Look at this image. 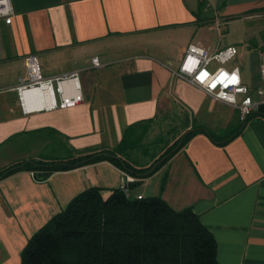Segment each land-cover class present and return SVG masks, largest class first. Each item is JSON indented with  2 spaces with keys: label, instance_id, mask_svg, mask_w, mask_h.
<instances>
[{
  "label": "crops",
  "instance_id": "1",
  "mask_svg": "<svg viewBox=\"0 0 264 264\" xmlns=\"http://www.w3.org/2000/svg\"><path fill=\"white\" fill-rule=\"evenodd\" d=\"M205 1L202 17L209 20L201 25L200 0H10V24L0 19V168L58 151L66 156L114 148L129 126L150 120L151 127L159 118H183L185 131L216 134L238 123L237 110L176 72L189 44L219 49L197 32L213 29L214 22L218 28L242 18L264 19H247L264 14V0ZM165 40L186 46L178 64L167 55ZM29 55L37 57L44 78L77 73L83 101L41 110L32 92L23 111L16 87L27 77ZM69 64L74 68L64 69ZM125 178L131 180L99 162L54 173L44 182L30 172L0 181V264H21L27 240L76 195L98 187L107 197ZM133 190L135 197L160 195L175 210L191 208L216 240L218 264H264V118L251 119L226 146L196 135Z\"/></svg>",
  "mask_w": 264,
  "mask_h": 264
},
{
  "label": "trees",
  "instance_id": "2",
  "mask_svg": "<svg viewBox=\"0 0 264 264\" xmlns=\"http://www.w3.org/2000/svg\"><path fill=\"white\" fill-rule=\"evenodd\" d=\"M206 7L205 0L198 2L196 19L201 25L209 20L202 17ZM255 117L264 115H253L219 134L188 129L163 152L152 155L148 164L139 163L134 153L144 151L150 120L125 129L114 148L32 158L0 168V181L30 172L36 182H44L54 173L108 162L132 179L107 197L98 187L76 195L27 240L21 264H218L216 240L191 208L175 210L160 195L132 198L127 190L166 166L196 135L206 134L218 146H226Z\"/></svg>",
  "mask_w": 264,
  "mask_h": 264
},
{
  "label": "built area",
  "instance_id": "3",
  "mask_svg": "<svg viewBox=\"0 0 264 264\" xmlns=\"http://www.w3.org/2000/svg\"><path fill=\"white\" fill-rule=\"evenodd\" d=\"M12 16L10 0H0V19L5 24H10ZM263 17L264 14H258L248 16L247 19ZM237 56L238 49L235 46L210 52L196 44H189L176 75L214 100L234 108L239 112L241 121H246L253 115H264V87L258 91L257 97H254L242 79L240 68L227 67ZM260 62V72L264 80V46L260 53ZM24 63L27 77L25 80H19L16 87L23 111H27V94L31 92H34L31 93L34 96L32 102L43 104L41 110L71 107L83 101L77 73L44 78L36 56L25 57ZM92 65L99 66L97 58L92 59ZM65 82L72 83L70 91L64 88ZM131 181L132 179L129 182Z\"/></svg>",
  "mask_w": 264,
  "mask_h": 264
},
{
  "label": "rangeland",
  "instance_id": "4",
  "mask_svg": "<svg viewBox=\"0 0 264 264\" xmlns=\"http://www.w3.org/2000/svg\"><path fill=\"white\" fill-rule=\"evenodd\" d=\"M211 26L214 28L211 30L204 28L200 32H197L196 36L207 39L213 46L218 47L219 50H224L229 46L237 47L239 55L232 63L241 68L252 94L254 97H257V87H264V80L260 72V53L263 51L261 44L264 43V19L248 21L242 18L230 21L227 24L220 23L218 28H216V22ZM163 45L170 59L178 64L183 55V50L186 47L183 41L181 40L179 42L178 40V42L176 41L170 45L165 40ZM64 67L66 70L74 68L72 64L65 65ZM75 67L82 66L78 65ZM41 72L44 75L43 69ZM183 121V118L176 121L159 118L153 126L149 127L146 137L143 140L144 151H141V149L135 151V159L140 163V161L149 160L152 155H158L160 152H163L178 136H181L185 132L181 127ZM142 130V128L138 129L139 132ZM46 151V148H44L41 153H45ZM50 155L52 157H63L64 153L58 151ZM137 192V190L129 189L127 195L133 198Z\"/></svg>",
  "mask_w": 264,
  "mask_h": 264
},
{
  "label": "bare ground",
  "instance_id": "5",
  "mask_svg": "<svg viewBox=\"0 0 264 264\" xmlns=\"http://www.w3.org/2000/svg\"><path fill=\"white\" fill-rule=\"evenodd\" d=\"M64 88L66 89V91H70L72 89V83L71 82H65L64 83ZM32 93V92H31ZM31 93L27 94V100L30 99V97H28ZM29 101V100H28ZM27 101V102H28ZM27 105V104H26ZM41 108L43 107V104H40Z\"/></svg>",
  "mask_w": 264,
  "mask_h": 264
},
{
  "label": "water",
  "instance_id": "6",
  "mask_svg": "<svg viewBox=\"0 0 264 264\" xmlns=\"http://www.w3.org/2000/svg\"><path fill=\"white\" fill-rule=\"evenodd\" d=\"M126 183H127V179L125 178V179H124V184H126Z\"/></svg>",
  "mask_w": 264,
  "mask_h": 264
}]
</instances>
